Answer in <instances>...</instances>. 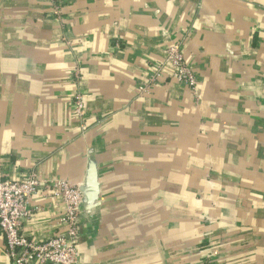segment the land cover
Returning <instances> with one entry per match:
<instances>
[{"label":"crops","instance_id":"crops-1","mask_svg":"<svg viewBox=\"0 0 264 264\" xmlns=\"http://www.w3.org/2000/svg\"><path fill=\"white\" fill-rule=\"evenodd\" d=\"M172 44L197 94L171 69L140 94ZM99 119L105 221L79 264H264V0H0L6 177L81 183ZM31 206L26 237L65 233L61 199Z\"/></svg>","mask_w":264,"mask_h":264},{"label":"built area","instance_id":"built-area-1","mask_svg":"<svg viewBox=\"0 0 264 264\" xmlns=\"http://www.w3.org/2000/svg\"><path fill=\"white\" fill-rule=\"evenodd\" d=\"M58 13V11H57ZM171 69L177 81L198 92V78L190 68L180 44H172L166 49V57L153 71L148 85L140 88V94L148 91ZM76 116L84 121V98L77 95L74 101ZM0 159V232L5 237L6 254L13 264H77L79 259V218L81 192L77 184L63 178L41 179L34 171L25 178L13 180L6 177ZM44 194L61 199L65 214L61 223L65 233H60L43 242H36L23 233L24 223L39 207H32L31 200Z\"/></svg>","mask_w":264,"mask_h":264},{"label":"water","instance_id":"water-1","mask_svg":"<svg viewBox=\"0 0 264 264\" xmlns=\"http://www.w3.org/2000/svg\"><path fill=\"white\" fill-rule=\"evenodd\" d=\"M199 8L201 10L204 9L202 5H200ZM225 47L228 55L234 58L235 51L227 42ZM73 114H76V112L74 111ZM103 124L104 121L99 119L93 128H88L82 132L83 138H87L88 134L91 133V139L90 145L86 147V165L83 179L81 183L77 184L82 195L78 232L79 257L82 250L96 253L101 245L100 242L98 243L97 241L100 236H102L100 227L105 221L104 211L107 206V201L104 198L106 193V172L104 166L106 153ZM107 170L108 169H106V171ZM112 192L115 193V191ZM109 201L111 206V199ZM77 264H79V262Z\"/></svg>","mask_w":264,"mask_h":264}]
</instances>
